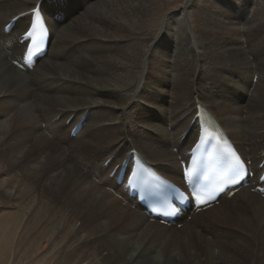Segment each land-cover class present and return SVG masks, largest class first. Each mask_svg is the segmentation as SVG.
Instances as JSON below:
<instances>
[{"label": "bare ground", "instance_id": "bare-ground-1", "mask_svg": "<svg viewBox=\"0 0 264 264\" xmlns=\"http://www.w3.org/2000/svg\"><path fill=\"white\" fill-rule=\"evenodd\" d=\"M209 1L218 15L181 9L175 30L162 0H0V264H264L254 178L177 229L151 221L110 176L137 153L181 183L201 108L259 174L264 0ZM37 5L49 43L23 70L18 39ZM18 228L31 232L19 240Z\"/></svg>", "mask_w": 264, "mask_h": 264}, {"label": "rangeland", "instance_id": "rangeland-1", "mask_svg": "<svg viewBox=\"0 0 264 264\" xmlns=\"http://www.w3.org/2000/svg\"><path fill=\"white\" fill-rule=\"evenodd\" d=\"M196 3V4H195ZM162 4H163V7H162V9H161V13H160V18L162 17V23H163V25H164V22L166 21V19H172V27L176 30V28H177V25L179 24V21H178V19H179V15H178V13H179V11L181 10V9H183V11L185 12L186 10H188L189 9V11L191 10V12L192 13H194L196 10H198V9H200L201 7L202 8H204V9H206L207 11H211V13H212V15H218L219 14V7L215 4L214 5V3H212L211 1H209V0H162ZM195 4V5H194ZM199 6V7H198ZM217 7V8H216ZM87 10V8H84L83 9V11H86ZM240 13H239V11L237 12V15H239ZM188 18V17H187ZM186 18V14H185V18H184V22H183V25L186 27L187 26V24H188V28H189V24H191V22L189 21V18L187 19ZM165 19V20H164ZM188 22V23H187ZM244 48L246 49V46H244ZM165 50L167 49H169V48H164ZM159 52V51H158ZM175 53V51L172 53V54H174ZM48 57H49V55H48ZM47 58V57H46ZM238 75L239 76H234L233 77V80L236 82V83H242V79H241V77L240 76H242V74L240 73V72H238ZM232 77V76H231ZM170 82H171V80H170ZM255 82H256V78H253V80H252V84H255ZM169 129V128H168ZM151 135H152V133H151ZM171 137H172V135H171ZM49 140V139H48ZM163 143L166 145V146H168L169 145V139H168V141H163ZM68 160H70L71 161V159H68ZM70 161H67L68 163L70 162ZM36 193H37V191H36ZM39 194L37 193V197H38V199H41L39 196H38ZM55 204V203H54ZM218 204V203H217ZM216 204V205H217ZM55 206H56V204H55ZM54 206V208H56ZM189 220V219H188ZM23 219H22V221H21V225H24L23 224ZM77 225H79V223L77 224ZM180 225L181 224H177L176 225V227H177V229H179L180 228ZM32 227H34L35 229H37L38 230V228L37 227H35V225L34 224H32L31 225ZM16 232H17V234L15 235V237L17 236V238L19 239V240H23L27 235H29V233L31 232V228H28V229H26V231L24 232V233H22V231H21V229L20 228H18L17 230H16ZM26 233V234H25ZM18 236H20V238L18 237ZM33 241H35L34 239H33ZM36 242V241H35ZM161 246H163V244H159V246H157V249H160L161 248ZM29 246H27V248H28ZM21 249H25V245L24 244H22V246H21ZM6 249H4V252H7V251H5ZM36 250H38L39 252H41V249H36ZM53 254V253H52ZM55 256V255H54ZM54 256H52V257H54ZM3 261V260H2ZM2 263V262H1ZM11 264V263H10ZM159 264H162V262L160 261V263ZM183 264V263H182ZM185 264H186V262H185Z\"/></svg>", "mask_w": 264, "mask_h": 264}, {"label": "snow or ice", "instance_id": "snow-or-ice-1", "mask_svg": "<svg viewBox=\"0 0 264 264\" xmlns=\"http://www.w3.org/2000/svg\"><path fill=\"white\" fill-rule=\"evenodd\" d=\"M30 34V33H29Z\"/></svg>", "mask_w": 264, "mask_h": 264}]
</instances>
